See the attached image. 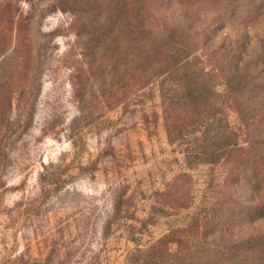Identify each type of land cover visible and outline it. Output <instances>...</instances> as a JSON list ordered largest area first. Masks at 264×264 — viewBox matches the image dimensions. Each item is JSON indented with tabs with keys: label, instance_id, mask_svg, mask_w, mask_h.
I'll return each instance as SVG.
<instances>
[{
	"label": "rangeland",
	"instance_id": "obj_1",
	"mask_svg": "<svg viewBox=\"0 0 264 264\" xmlns=\"http://www.w3.org/2000/svg\"><path fill=\"white\" fill-rule=\"evenodd\" d=\"M169 46L248 108L214 166L186 167L191 128L169 138ZM259 158L264 0H0V264H143L196 236L215 264H264Z\"/></svg>",
	"mask_w": 264,
	"mask_h": 264
},
{
	"label": "trees",
	"instance_id": "obj_2",
	"mask_svg": "<svg viewBox=\"0 0 264 264\" xmlns=\"http://www.w3.org/2000/svg\"><path fill=\"white\" fill-rule=\"evenodd\" d=\"M183 1L189 2L190 0ZM172 48L173 46H169L160 51L152 50L154 55L158 53V56L166 57L163 61L157 60L155 67L163 69V75L160 76L161 79L156 83V87L158 97L167 105L164 107L169 114L167 118L169 138L172 142H176L174 137L191 128L188 131L190 132L189 148L185 153L186 167L190 169L191 166L188 163L191 160L198 162L199 166H214L230 150L241 149L239 139L232 130L228 113H234L239 121L248 108L244 104L239 106L238 101H235L234 105L226 106L225 100L233 94L230 90L232 82L208 83L207 74L204 75V63L198 61L197 55L177 59L184 50L176 49L173 54ZM198 63L202 66H198ZM233 71L231 74L233 80L237 85H242L244 82L242 76L244 59L236 63ZM238 96L243 95L238 94ZM221 101L222 103H220ZM187 122L188 125H185ZM254 164L256 168L259 166L258 169L263 170L264 163L260 158L254 161ZM256 183L257 188L259 182ZM207 239L211 241L213 238L208 236ZM214 245L215 241L201 243L198 236L195 238L186 237L184 240L178 241L167 239L158 241L150 249L139 253L143 257V264H215V255L212 250ZM257 245L258 243L255 241V246ZM199 246L207 249L209 253L201 256V253L198 252ZM220 258V262L227 263L225 255L223 259Z\"/></svg>",
	"mask_w": 264,
	"mask_h": 264
}]
</instances>
